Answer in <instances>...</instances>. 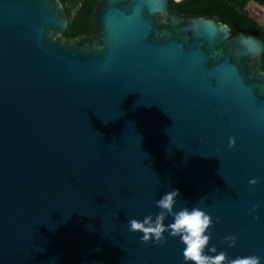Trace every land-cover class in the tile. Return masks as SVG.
I'll return each mask as SVG.
<instances>
[{"label": "water", "instance_id": "1", "mask_svg": "<svg viewBox=\"0 0 264 264\" xmlns=\"http://www.w3.org/2000/svg\"><path fill=\"white\" fill-rule=\"evenodd\" d=\"M62 5L0 0V264H185L127 226L171 189L221 264H264V42L168 0H95L67 38Z\"/></svg>", "mask_w": 264, "mask_h": 264}, {"label": "clouds", "instance_id": "2", "mask_svg": "<svg viewBox=\"0 0 264 264\" xmlns=\"http://www.w3.org/2000/svg\"><path fill=\"white\" fill-rule=\"evenodd\" d=\"M234 143L235 138H229L228 147L234 146ZM179 195V189L164 191L155 200L159 211L148 214L143 219H128V230L142 233L139 239L144 243L151 241L162 244L165 241V233L179 237L184 245L182 255L185 264H221L225 258L224 254L221 252L212 256L210 253L216 251L215 246H208L207 229L213 222L210 214L195 204L177 208ZM169 216L172 219L166 224L165 219ZM231 239L234 242V237ZM233 264H261V258L253 255L247 259L236 260Z\"/></svg>", "mask_w": 264, "mask_h": 264}, {"label": "trees", "instance_id": "3", "mask_svg": "<svg viewBox=\"0 0 264 264\" xmlns=\"http://www.w3.org/2000/svg\"><path fill=\"white\" fill-rule=\"evenodd\" d=\"M63 4L68 26L65 37L90 34L89 17L95 0H60ZM254 2L264 5V0H168L169 12L177 11L184 17L205 16L225 23L233 36L239 32H249L264 42V26L248 11L247 5ZM72 9V12H71ZM264 69V52L262 54Z\"/></svg>", "mask_w": 264, "mask_h": 264}, {"label": "rangeland", "instance_id": "4", "mask_svg": "<svg viewBox=\"0 0 264 264\" xmlns=\"http://www.w3.org/2000/svg\"><path fill=\"white\" fill-rule=\"evenodd\" d=\"M249 13L264 26V8L256 5L254 2H249L247 5ZM72 12V9H71Z\"/></svg>", "mask_w": 264, "mask_h": 264}, {"label": "built area", "instance_id": "5", "mask_svg": "<svg viewBox=\"0 0 264 264\" xmlns=\"http://www.w3.org/2000/svg\"><path fill=\"white\" fill-rule=\"evenodd\" d=\"M258 6H261V7H263V8H264V5H258Z\"/></svg>", "mask_w": 264, "mask_h": 264}]
</instances>
